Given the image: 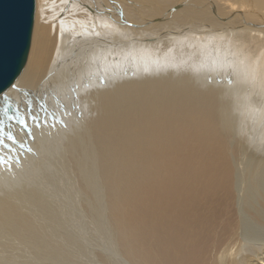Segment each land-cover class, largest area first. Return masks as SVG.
Wrapping results in <instances>:
<instances>
[{"label": "bare ground", "instance_id": "6f19581e", "mask_svg": "<svg viewBox=\"0 0 264 264\" xmlns=\"http://www.w3.org/2000/svg\"><path fill=\"white\" fill-rule=\"evenodd\" d=\"M36 2L28 61L0 96V264H130L109 192L121 203L124 179H143L140 156L194 121L235 160L243 246L220 261L264 264V225L245 214L264 221V133L247 150L233 108L264 110V0ZM20 125L35 129L32 143Z\"/></svg>", "mask_w": 264, "mask_h": 264}, {"label": "rangeland", "instance_id": "374dc122", "mask_svg": "<svg viewBox=\"0 0 264 264\" xmlns=\"http://www.w3.org/2000/svg\"><path fill=\"white\" fill-rule=\"evenodd\" d=\"M187 2L183 0L184 4ZM82 32L74 31V35L81 37ZM243 104L233 108L237 125L243 123L238 129L250 142L245 146L248 150L254 148L252 143L257 144L255 139L264 133V110L260 109L263 106L255 105L253 108L256 109H247L248 106ZM199 122L194 121L195 124L180 128L171 145L161 140L158 146L140 156L138 162L143 179L137 180L131 175L124 179L125 198L121 203H115L113 199L117 190L109 192V216L120 237L123 256L130 264H136L135 260H139L140 264H222L220 255L226 247L237 245L235 253V249L243 246L239 238L237 196L233 189L236 171L233 154H229L230 146L226 142L210 132L208 125ZM21 127L26 134H31V137L25 134L23 140L32 143L35 129ZM260 141L258 144L264 145V136ZM249 169V175L246 171L245 177L256 176V169ZM60 197L66 199L62 193ZM244 203L248 206L246 198ZM68 204L69 201L64 202L67 212L73 213ZM259 205H264V202L260 201ZM77 210L84 212L81 206ZM245 214L264 225V221L251 209L245 208ZM114 219L117 221L114 222ZM71 222L72 231L82 238L88 234L81 219ZM245 249L236 256L232 255L243 260L248 255ZM108 260H102L103 263L99 260L97 264H110Z\"/></svg>", "mask_w": 264, "mask_h": 264}, {"label": "water", "instance_id": "95a60500", "mask_svg": "<svg viewBox=\"0 0 264 264\" xmlns=\"http://www.w3.org/2000/svg\"><path fill=\"white\" fill-rule=\"evenodd\" d=\"M35 12L36 0H0V96L13 86L26 66Z\"/></svg>", "mask_w": 264, "mask_h": 264}, {"label": "snow or ice", "instance_id": "6c2138e0", "mask_svg": "<svg viewBox=\"0 0 264 264\" xmlns=\"http://www.w3.org/2000/svg\"><path fill=\"white\" fill-rule=\"evenodd\" d=\"M233 70H235V69H233ZM258 75H259L261 84H264V71H259Z\"/></svg>", "mask_w": 264, "mask_h": 264}]
</instances>
